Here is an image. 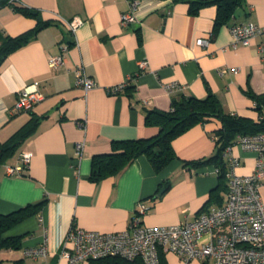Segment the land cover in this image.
Masks as SVG:
<instances>
[{
	"label": "crops",
	"instance_id": "crops-1",
	"mask_svg": "<svg viewBox=\"0 0 264 264\" xmlns=\"http://www.w3.org/2000/svg\"><path fill=\"white\" fill-rule=\"evenodd\" d=\"M130 2L19 0L0 6V32L6 35H20L35 27L38 19L51 21L0 66V142L36 122L33 132L0 165V214L43 202L5 233L21 236V247L0 248V264L63 263L61 250L72 226L105 233L126 230L141 200L150 207L144 223L154 226L193 220L226 199L215 165L183 164L216 151L217 119L177 136L173 140L177 158L160 172L142 155L120 174L94 181L91 163L94 155L111 151L113 140L155 135L158 128L145 123L146 110L167 111L173 97L204 98L211 91L227 113L259 119L261 112L250 92L263 96L264 111V59L259 51L264 35L234 47L230 27L246 22L264 25V0H246L216 29V5L192 15L185 0H139L136 22L123 26L121 16ZM14 5L36 10L38 18ZM74 17L83 19L75 33L66 23ZM199 38L209 39V44H197ZM65 46L64 63L52 67L49 57ZM142 61L147 63L144 69ZM79 65L97 83L88 91L75 84ZM125 81L128 88L113 91ZM174 81L180 88L169 92L166 85ZM34 82L45 98L29 111L13 112L19 91ZM81 141L84 149L77 154ZM231 150L240 161L235 172L251 174L257 153L237 143ZM23 152L31 156L24 175L7 176L6 165L18 164ZM167 181L171 185L167 189L162 185L159 197L157 191ZM260 192L264 202V178ZM217 193L219 197H212ZM43 243L49 249L46 257L26 254V249ZM166 259L168 264L181 262L174 254Z\"/></svg>",
	"mask_w": 264,
	"mask_h": 264
},
{
	"label": "built area",
	"instance_id": "built-area-1",
	"mask_svg": "<svg viewBox=\"0 0 264 264\" xmlns=\"http://www.w3.org/2000/svg\"><path fill=\"white\" fill-rule=\"evenodd\" d=\"M18 2L19 0H8L12 5ZM138 3L139 0H131L130 9L122 13L123 26L136 22L135 10ZM66 23L75 33L83 19L74 17ZM230 31L234 47L239 44L247 46L254 37L264 35V25L254 22L234 23ZM196 43L206 46L209 39L199 38ZM67 50L68 47L65 46L59 54L50 56V65H62ZM259 51L264 59V41L259 46ZM146 66L147 63L142 61L140 68L144 69ZM224 71L225 69L221 72ZM75 84L85 91L97 85L83 65L75 69ZM128 84L125 81L116 85L113 91H122ZM166 88L169 92H174L180 85L174 81L168 83ZM44 98L37 83H31L19 91L12 111H29ZM79 126L84 127V121H79ZM236 143L257 153L256 167L251 174H237L235 168L240 163L239 158L232 154V146L225 150L228 189L221 206L202 213L193 220L151 226L144 223V216L150 207L141 200L126 230L105 233L72 226L61 250V259L65 261L55 264H92L109 256H118L127 261L139 259L144 264H161V256L166 257L167 254L176 255L183 264H193L194 261L201 264H264V202L260 192L264 178V133L240 136ZM84 145L85 141L77 143V154H81ZM19 160L18 164L6 165L7 176L24 175L31 156L23 152ZM48 253L45 243L26 249V254L34 258L46 257Z\"/></svg>",
	"mask_w": 264,
	"mask_h": 264
},
{
	"label": "trees",
	"instance_id": "trees-1",
	"mask_svg": "<svg viewBox=\"0 0 264 264\" xmlns=\"http://www.w3.org/2000/svg\"><path fill=\"white\" fill-rule=\"evenodd\" d=\"M185 1L188 3L189 12L192 15H197L201 8L205 6L216 5V29L218 26L226 24L235 14V11L241 7L246 0ZM4 3H8V0H2L0 6ZM14 7L25 15L38 18V13L34 9L23 5H14ZM50 23L51 21L38 19L35 27L17 36L6 35L0 32V66L11 52L25 45L39 30L48 26ZM128 85H126V87ZM250 95L253 99L255 109L261 112V117L259 119H251L227 113L223 109V105L219 98L211 91H209L204 98H198L193 95L173 97L171 108L167 111L159 109L146 110L145 123L149 126H156L158 128L157 133L150 137L113 140L110 152L93 156L90 178L94 181H100L118 175L142 155L149 159L156 172H160L172 160L177 158V154L173 147V140L177 136L199 123L217 119L220 122V126L213 131L217 143L216 151L208 157L183 160V164L190 168H200L209 164L215 165L220 179V188L226 189L227 191V162L224 158L225 150L234 145L240 136L264 133L263 96L251 92ZM35 127L36 122L28 124L6 142H0V165L5 163L6 160L13 155L17 145L31 134ZM162 185H165L164 188L167 189L170 187L171 183L167 181L165 184H161L157 191L159 197L162 195ZM219 195L218 193L213 194L212 197H219ZM42 204L43 202H39L9 214H0V248L18 249L21 247V236L5 237V233L15 224L35 212ZM98 263L144 264L139 259L127 261L118 256L103 258L99 260ZM161 264H167L164 255L161 256Z\"/></svg>",
	"mask_w": 264,
	"mask_h": 264
},
{
	"label": "rangeland",
	"instance_id": "rangeland-1",
	"mask_svg": "<svg viewBox=\"0 0 264 264\" xmlns=\"http://www.w3.org/2000/svg\"><path fill=\"white\" fill-rule=\"evenodd\" d=\"M166 258V257H165ZM167 260V259H166ZM95 264H101V263H95ZM168 264V263H167ZM169 264H183L182 261L181 262H178L175 260H170Z\"/></svg>",
	"mask_w": 264,
	"mask_h": 264
},
{
	"label": "water",
	"instance_id": "water-1",
	"mask_svg": "<svg viewBox=\"0 0 264 264\" xmlns=\"http://www.w3.org/2000/svg\"><path fill=\"white\" fill-rule=\"evenodd\" d=\"M161 191H163V190H161Z\"/></svg>",
	"mask_w": 264,
	"mask_h": 264
}]
</instances>
